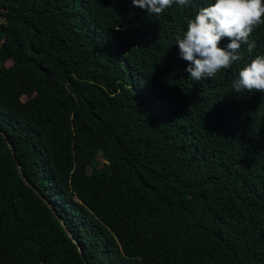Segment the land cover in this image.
I'll use <instances>...</instances> for the list:
<instances>
[{"label":"trees","instance_id":"obj_1","mask_svg":"<svg viewBox=\"0 0 264 264\" xmlns=\"http://www.w3.org/2000/svg\"><path fill=\"white\" fill-rule=\"evenodd\" d=\"M212 3L0 0V264H264V92L232 87L264 24L196 81Z\"/></svg>","mask_w":264,"mask_h":264},{"label":"clouds","instance_id":"obj_2","mask_svg":"<svg viewBox=\"0 0 264 264\" xmlns=\"http://www.w3.org/2000/svg\"><path fill=\"white\" fill-rule=\"evenodd\" d=\"M134 7L146 10L148 14L159 15L165 9L178 3L186 5L189 0H131ZM264 24V0H214L211 5L201 8L195 18L188 21L183 38L177 39L179 56L188 62L185 71L200 81L211 78L222 69L241 59L242 45L248 52L256 47L249 42L254 29ZM222 38H228L226 47H219ZM233 89L264 92V55H258L242 70L233 81Z\"/></svg>","mask_w":264,"mask_h":264},{"label":"rangeland","instance_id":"obj_3","mask_svg":"<svg viewBox=\"0 0 264 264\" xmlns=\"http://www.w3.org/2000/svg\"><path fill=\"white\" fill-rule=\"evenodd\" d=\"M6 65H9V63L7 62ZM4 80H6V77H4ZM23 103H24V106L26 107L27 106V99L23 98L22 99ZM71 134L69 135V138L71 139ZM77 146L80 147V148H84L86 146V142L82 139L78 140L77 141ZM97 180V178L94 176V175H90L89 178H88V184H91L93 182H95Z\"/></svg>","mask_w":264,"mask_h":264},{"label":"water","instance_id":"obj_4","mask_svg":"<svg viewBox=\"0 0 264 264\" xmlns=\"http://www.w3.org/2000/svg\"><path fill=\"white\" fill-rule=\"evenodd\" d=\"M9 147V146H8ZM10 149V148H9ZM17 169H18V171H19V176H20V178L24 181V183L26 184V185H29V184H27V182L25 181V179H24V177L22 176V173L20 172V167L17 165ZM60 223L62 224V222L60 221ZM63 225V224H62ZM64 227V230H65V232L66 233H68V231H67V229L65 228V226H63Z\"/></svg>","mask_w":264,"mask_h":264}]
</instances>
